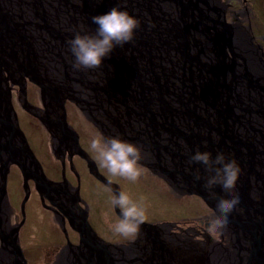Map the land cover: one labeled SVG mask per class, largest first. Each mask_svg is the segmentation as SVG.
<instances>
[{"label": "water", "instance_id": "obj_1", "mask_svg": "<svg viewBox=\"0 0 264 264\" xmlns=\"http://www.w3.org/2000/svg\"><path fill=\"white\" fill-rule=\"evenodd\" d=\"M113 7L139 21L133 40L116 46L99 68H75L69 41L77 33L94 34L91 18ZM237 28L226 21L220 0H0V255L27 264L19 242L23 222L6 226L1 218L10 206L7 181L14 166L23 178V216L32 182L67 238V264H216L212 244L226 251V264H264V60L249 32ZM29 83L38 88L41 107L28 101ZM13 87L21 108L50 136L62 166L59 182L47 177L20 127ZM67 103L103 136L138 146L139 165L212 211L231 196L219 186L206 188L212 173L191 156L199 150L234 161L239 203L222 229L229 245L207 237L196 254L181 251L167 245L173 225L146 222L127 245L99 237L79 184L66 178V162L79 180L73 163L79 157L99 183L114 195L121 191L82 148ZM67 224L79 235L77 245L68 239Z\"/></svg>", "mask_w": 264, "mask_h": 264}, {"label": "rangeland", "instance_id": "obj_2", "mask_svg": "<svg viewBox=\"0 0 264 264\" xmlns=\"http://www.w3.org/2000/svg\"><path fill=\"white\" fill-rule=\"evenodd\" d=\"M220 1L223 5L226 4L225 0ZM228 1L235 6V10L242 12V22L237 25L227 15L226 21L240 27L237 28L240 32L247 31L251 34L252 44L260 47L257 51L263 53L262 59L264 60V0ZM252 49L253 53L256 52L254 48ZM247 56L251 57L250 54ZM27 98L32 105L41 107L39 90L30 83L27 86ZM12 103L20 127L28 137L30 146L42 164L45 174L52 181H61L62 166L53 155L50 136L38 120L21 108L18 103L17 87L12 89ZM66 109L68 123L78 132L82 148L88 152L107 179L116 183L120 191L128 193L134 201L143 205L146 210L145 222L173 225L172 229H168L170 235L166 237L169 243L181 251L192 252L194 250L192 253L195 254L196 251H200V248H205L207 237L215 242H222L224 246L229 245V237L223 230L216 234H211L206 230V220L213 211L200 198L177 194L163 180L141 165V176L136 182L123 177L111 176L107 169L100 166L97 154L90 148V141L100 132L75 105L67 103ZM73 163L79 180L68 162H66V178L74 187L79 184L80 195L89 207V222L98 236L111 244L127 245L137 240L138 235L124 237L113 231V226L119 220L114 205L111 203L114 194L90 175L85 161L76 157ZM30 188L31 194L25 205L23 216L21 210L25 196L23 178L20 171L13 166L8 176L7 192L9 205L12 213L14 212L11 215V222L15 224L16 217L19 218L18 222H23L19 230V242L24 258L27 264H58L60 259L68 258L67 238L56 221L54 213L44 208L32 182H30ZM45 204L50 206L47 201ZM66 228L69 241L77 245L79 243L78 233L75 234L76 232L68 224ZM188 240L190 244L187 243ZM188 245L192 246L189 248ZM228 250L233 253L231 247ZM209 251L217 256L216 264H226V251L214 244L210 245ZM71 261L70 256L69 262Z\"/></svg>", "mask_w": 264, "mask_h": 264}, {"label": "clouds", "instance_id": "obj_3", "mask_svg": "<svg viewBox=\"0 0 264 264\" xmlns=\"http://www.w3.org/2000/svg\"><path fill=\"white\" fill-rule=\"evenodd\" d=\"M92 22L98 27L94 34L77 33L70 41V50L74 56V67L77 69H96L102 64L116 46L123 47L134 38L139 21L127 11L113 7L103 15L93 16ZM90 148L97 154L100 166L107 169L114 177H123L136 182L141 176L139 161L142 159L141 149L118 136L105 137L102 133L90 141ZM191 162L204 165L206 171L212 173L205 187L212 189L219 186L231 198H220L216 209L206 220V230L211 234L219 233L227 225L228 214L239 203L238 195L233 193L239 169L235 162H227L222 153L215 158L208 152L197 150L191 156ZM111 203L120 209V218L113 226V231L124 237L138 235L140 226L145 222L146 210L126 192L114 195Z\"/></svg>", "mask_w": 264, "mask_h": 264}, {"label": "flooded vegetation", "instance_id": "obj_4", "mask_svg": "<svg viewBox=\"0 0 264 264\" xmlns=\"http://www.w3.org/2000/svg\"><path fill=\"white\" fill-rule=\"evenodd\" d=\"M225 5H226V15L230 18V19H232V20H234V22L238 25L239 24V22H242V12H238V10H235L234 8H235V6L234 5H232V4H230L229 3V1L228 0H225ZM250 34V33H249ZM251 35V34H250ZM253 38V37H252ZM254 42H255V38H254ZM22 129V128H21ZM24 132V131H23ZM26 135V134H25ZM27 137V136H26ZM27 139H28V137H27ZM28 142H29V140H28ZM30 144V143H29ZM77 156H75L74 158H76ZM73 158V159H74ZM78 158V157H77ZM3 217H4V219H5V221H6V226H12V227H14V226H16V225H18L20 222H18V220H19V218L18 217H16V219H15V221H17V222H15V224H13L12 222H11V215L12 214H14V212L12 213V209H11V207L9 206V209L8 208H5V210L3 211ZM21 230V229H20ZM75 234H77V233H75ZM78 236V235H77ZM79 237V236H78ZM79 239V238H78ZM78 242V241H77Z\"/></svg>", "mask_w": 264, "mask_h": 264}, {"label": "bare ground", "instance_id": "obj_5", "mask_svg": "<svg viewBox=\"0 0 264 264\" xmlns=\"http://www.w3.org/2000/svg\"><path fill=\"white\" fill-rule=\"evenodd\" d=\"M1 218L3 219V221H4L5 225H6V221H5L4 217H3V214H1ZM141 243H143L144 245L146 244L144 238H142ZM167 245L170 246V243L167 242ZM170 249H171V247H170ZM8 254H9V253H8ZM8 254L0 255V264H12L11 261H10V254H9V255H8ZM212 254H213V253H212ZM214 261H215V260H214ZM66 262H67V258L64 257V258H62V259H60V260L58 261V264H67ZM68 262H69V261H68Z\"/></svg>", "mask_w": 264, "mask_h": 264}]
</instances>
